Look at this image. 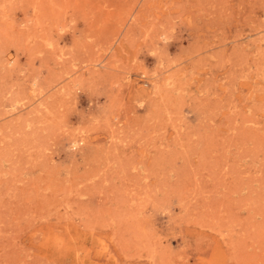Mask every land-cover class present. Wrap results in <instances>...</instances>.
Here are the masks:
<instances>
[{"label":"rangeland","instance_id":"1","mask_svg":"<svg viewBox=\"0 0 264 264\" xmlns=\"http://www.w3.org/2000/svg\"><path fill=\"white\" fill-rule=\"evenodd\" d=\"M0 264H264V0H0Z\"/></svg>","mask_w":264,"mask_h":264}]
</instances>
